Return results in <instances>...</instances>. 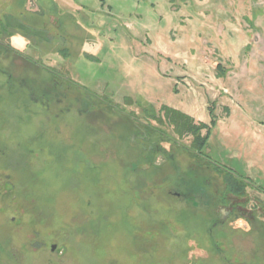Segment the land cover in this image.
Returning a JSON list of instances; mask_svg holds the SVG:
<instances>
[{"label":"rangeland","instance_id":"obj_1","mask_svg":"<svg viewBox=\"0 0 264 264\" xmlns=\"http://www.w3.org/2000/svg\"><path fill=\"white\" fill-rule=\"evenodd\" d=\"M194 3L171 4L183 8L172 34L185 49L153 81L180 82L171 99L156 89L131 95L109 78L118 62L100 52L113 39L98 38L94 13L70 0H0V264H223L232 242L254 246L258 234L238 220L236 232L215 231L212 240L229 242L215 251L212 219L199 217L204 201L187 205L176 194L187 166H204L186 152L194 135L182 116L198 126L215 104L206 97L238 96L241 74L231 68L264 64V0H214L201 7L203 20L192 18ZM152 144L164 151L147 154Z\"/></svg>","mask_w":264,"mask_h":264},{"label":"crops","instance_id":"obj_2","mask_svg":"<svg viewBox=\"0 0 264 264\" xmlns=\"http://www.w3.org/2000/svg\"><path fill=\"white\" fill-rule=\"evenodd\" d=\"M70 2L94 13L97 20L103 23L104 28L96 32L101 41L113 39V42L109 41V52L118 58V71L115 70L110 79L117 81L120 87L128 88L131 95L156 89L160 98L165 95L174 98V90L180 82L166 78L165 86L157 87L153 81L163 79L159 72L161 67H169L170 56L184 53V44H180L179 38H174L172 34L174 24L180 18L182 20L179 12H183V8L171 10L174 0H94L93 4L91 0ZM212 2L214 0H206L203 4L198 3V6L192 0V9H197L192 18L198 16V19H202L200 11L203 5ZM262 21L264 24V18ZM232 34L242 39L240 33ZM262 34L264 36V32ZM229 39L226 36V40ZM152 56L159 59H152ZM236 70L231 68L228 71V74H241L236 82L238 96L235 101L230 100L227 104L228 96L225 95L215 100L206 97L215 103L211 109L213 114L208 109L206 117L201 120L205 124L215 122L207 153L231 168L235 174L250 179L256 188H264V64H240ZM229 79L222 77V86L234 88L233 79L230 83Z\"/></svg>","mask_w":264,"mask_h":264},{"label":"flooded vegetation","instance_id":"obj_3","mask_svg":"<svg viewBox=\"0 0 264 264\" xmlns=\"http://www.w3.org/2000/svg\"><path fill=\"white\" fill-rule=\"evenodd\" d=\"M109 47L110 42H106L104 44V49L100 55L108 57L111 60L117 62L118 58L113 52H109ZM14 51L17 52L18 57L24 59L23 54H19L17 50ZM44 68L45 71L50 75V77L54 79V81L58 79V75L50 68ZM4 73L7 74V72ZM115 73L116 72H113V74ZM207 125L210 126L211 124ZM146 129L150 130L151 128L146 127ZM155 131L156 130H154L153 132ZM205 131L207 132V130ZM144 134L146 135V131L144 132ZM210 134L211 131L209 133V138ZM153 146L154 145L152 144L145 149L147 151V154L149 152L160 153L161 151H164L163 148L160 147V144L158 147H156V149ZM207 147L208 142L206 148L204 149L203 155L198 153L192 147L186 151L192 152L196 155V158L198 160L197 162L199 164H193L194 166H204H199L201 168L198 170L187 166L189 175L187 174V177L183 178V180L180 181V183H182L180 184V186L183 188L184 193H177L176 195L184 196V198H182L184 199V203L187 205L197 206L199 204L198 201L196 202L197 198H199L200 201H204L203 205L207 206L208 208L201 211L199 217H210L212 219L207 230V234L210 237L208 243L212 246L213 249H215V251L221 252L222 249H227V245L229 244V242L226 240L225 242L219 239L212 240L214 239L215 231L221 229L226 233L236 232L237 229L240 228L238 226H235L238 220H244L247 223V226L249 227V229L247 230V235H252L254 233L258 234V239L253 242L254 246L249 248L248 250L244 249L241 251L235 246L234 242H232L231 245L235 249L234 251L230 250L228 252L229 254L227 253L224 257H222L221 261L223 264H264V188H256V186L251 183L250 179L235 174L231 168L221 162H218L217 160H214L212 156L207 153ZM169 158L171 160L169 161L171 165L176 163L171 159L172 156H170ZM146 163L150 168L152 164L150 157L148 160H146ZM209 165H212L214 169ZM159 167L160 166H157V168ZM204 169L216 173L217 176L223 178L224 183H218V180L215 181L216 177L212 175L208 177ZM219 184H222V186H224V189L221 190L217 186ZM211 186L216 187V191H210ZM184 212L187 211L185 210ZM194 216L197 215L195 214ZM235 251L243 256L240 257L238 254V257L235 256L236 253H233Z\"/></svg>","mask_w":264,"mask_h":264},{"label":"trees","instance_id":"obj_4","mask_svg":"<svg viewBox=\"0 0 264 264\" xmlns=\"http://www.w3.org/2000/svg\"><path fill=\"white\" fill-rule=\"evenodd\" d=\"M218 69H219V67H218ZM175 115L177 116L179 114H176V112H174L173 110H170L168 108V110L166 111L167 120H169V121L174 120ZM182 117H183L182 118L183 124H182L181 129L183 131L188 132V133H193L194 141H193L192 148L195 149L201 155H203L204 149L206 148V145L208 142L209 133H210L211 129L213 128V126L215 125L214 120L212 121L210 126L207 124H204V123L198 124V126H193V124H192L193 121L190 118H187L185 116H182ZM176 121L179 122L178 119H176L174 122H176ZM203 130H207V133L205 136H203V134H202Z\"/></svg>","mask_w":264,"mask_h":264},{"label":"water","instance_id":"obj_5","mask_svg":"<svg viewBox=\"0 0 264 264\" xmlns=\"http://www.w3.org/2000/svg\"><path fill=\"white\" fill-rule=\"evenodd\" d=\"M55 249H56V246H53L52 250L55 251Z\"/></svg>","mask_w":264,"mask_h":264}]
</instances>
